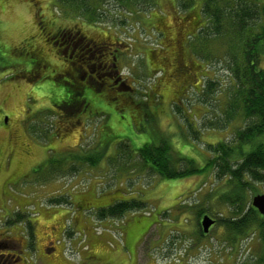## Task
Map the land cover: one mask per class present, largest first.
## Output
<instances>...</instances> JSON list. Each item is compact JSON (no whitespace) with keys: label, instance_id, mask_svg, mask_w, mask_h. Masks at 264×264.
Returning <instances> with one entry per match:
<instances>
[{"label":"rangeland","instance_id":"obj_1","mask_svg":"<svg viewBox=\"0 0 264 264\" xmlns=\"http://www.w3.org/2000/svg\"><path fill=\"white\" fill-rule=\"evenodd\" d=\"M194 3L180 12L174 0H158L152 11L132 14L113 7L107 12L113 21L92 24L56 0H0V187L6 173L30 168L25 180L10 186L18 201L3 207L0 193V212H11L8 219L21 232L27 264H49L46 257L54 253L45 245L51 246L52 239L63 257L50 264H264L260 230L255 226L232 237L222 221L241 217L245 208L220 197L229 190V176L217 162L210 167L209 162L216 155L214 147L220 142L235 145L238 131L249 122L226 110L234 84L228 35H211L202 45L205 52L191 51L189 36L208 22L202 17V1ZM39 20L51 30L76 26L88 37L100 34L99 39L108 30L119 50L118 68L134 91L98 88L89 106L92 113L66 115L55 101L66 90L72 92V86H58L48 77L31 80L7 65V53L21 46L33 49L40 43L49 50L40 39ZM90 62L91 68L98 63ZM177 62L185 66L184 74L176 72ZM49 64L56 69L58 63L49 58ZM210 78L214 89L208 92L203 84ZM34 125L44 130L34 132ZM163 139L172 145L175 158L192 160V165L182 161L180 169L201 170L162 178L138 154L125 150L129 143L139 147ZM11 148L14 157L8 164ZM105 149L107 155L96 165L75 160L81 151L97 157ZM62 159L64 163L57 162ZM74 162L79 170L70 173ZM250 182L247 205L264 194V179ZM134 198L146 206L100 215L115 200ZM199 210L217 221L206 235Z\"/></svg>","mask_w":264,"mask_h":264},{"label":"trees","instance_id":"obj_2","mask_svg":"<svg viewBox=\"0 0 264 264\" xmlns=\"http://www.w3.org/2000/svg\"><path fill=\"white\" fill-rule=\"evenodd\" d=\"M56 1L57 4L59 6L61 4L68 13L71 11L76 13V15L83 16L88 23L92 24L100 23V19L106 22L110 20L113 21V18L107 14V12L110 13V8L113 7H115L118 12L132 14L136 12L152 11L158 6V0ZM174 1L178 12L181 11L180 9L189 11L195 5L194 1L198 2V0ZM200 1H202V17H204V19L206 17L208 22L200 27L197 33L189 36V39L191 38V51L196 48L205 52L206 48L202 45L208 41L211 35H228V52L230 54L229 68L234 84L232 85L231 105L227 104L226 110L230 108L229 113L232 116L238 112L244 120L243 122H249L245 128L238 131V141L235 145H229L225 142L218 143L214 147L216 155L209 162V167L215 166L217 162L220 168L219 171L222 173L227 172L229 176L227 182L229 190L222 192L220 197L229 200V202L233 204H238L240 209L245 208L241 217L231 220L222 218V221L228 223L230 235L232 237L239 234L245 235L250 229L252 230V228L256 226V228L260 230L264 241V216L252 204L247 205L245 203L246 192L249 187H252L250 181L252 179H264V4L259 6L260 4L256 0L254 3L250 0H199V2ZM261 15H263V17ZM23 44L24 43H22V45ZM13 51L14 52L10 51L7 53V65L13 69L22 71L29 79L35 80L34 76L30 75L33 71L29 72V62H27L24 57L28 50L24 46H21ZM18 56L23 57L17 58ZM18 66L23 67L19 69ZM27 77L26 79H28ZM44 78L45 76H42L38 78L37 81ZM53 83L58 86L62 85L59 79H55ZM203 85V90L206 88L208 92L214 89V82L211 78L206 83V86L205 84ZM146 93L149 95L150 91ZM154 94L155 93H153L152 96H154ZM155 95L160 94L157 93ZM76 99L79 103L82 102L80 95H77ZM55 103L60 106V99L55 101ZM89 103L91 105L92 101H89ZM175 104L180 112H184L178 102ZM60 108L63 109L61 106ZM81 110L82 109L79 111ZM187 110H189V108H187ZM87 112L92 113L89 107L87 111L82 110L80 113L87 114ZM71 113L72 112H65L68 116H70ZM32 129L34 132H38L41 129L44 130L43 127L38 130L35 125ZM119 144H122V142ZM125 147H128L125 150L129 151V154H138L143 161V165L152 172L158 173L162 178H180L201 170L192 167L180 169L182 161H186L189 165H192V160L180 156H176L175 158L172 155V145L166 139H163L160 143L148 142L139 147H133L132 144L129 143V145ZM107 149L100 151L101 155L97 157L93 154V151H81V154L74 155L75 160H81L85 163L96 165L107 155ZM120 150L121 149L118 147L117 152L123 153V151ZM119 157L123 158L122 156ZM64 160L65 159H62V161L57 160V162L64 163ZM69 170L70 173H74L79 170V167L74 162L71 163ZM145 206L146 204L144 202L135 198L115 200L110 205L104 207L105 209L101 210L100 215L103 217L120 215L122 212L137 211ZM201 213L202 211H197L199 216ZM262 261H264V255Z\"/></svg>","mask_w":264,"mask_h":264},{"label":"flooded vegetation","instance_id":"obj_3","mask_svg":"<svg viewBox=\"0 0 264 264\" xmlns=\"http://www.w3.org/2000/svg\"><path fill=\"white\" fill-rule=\"evenodd\" d=\"M39 29L40 39H42L45 44L49 45V50H45V46L39 43V45L35 46L33 49H31V46L26 47L28 52L24 51L26 53L25 56H23L26 61L29 62V72L33 71L30 75L41 77L44 73H47L45 78H50L52 82H55V79H59L62 82V87L64 85L72 86V92L66 90L62 96L58 97L60 99V106L63 108L64 112L78 114L80 109L87 111L90 105L89 101H94L97 98L96 90L98 88L108 89L112 92L121 89L122 94L127 93V90L134 91V87L128 84L127 79L123 78L118 68V63L116 61H118L119 50L117 48V43L113 42L108 35V33H110L108 30L106 34H104L105 37L99 39L101 37L100 34L88 37L82 32L80 27L78 28L76 26H60L51 30V27H46L43 21L40 20ZM49 58H52L58 63L56 64L58 69L50 68ZM178 58H181L180 53H178ZM92 59L98 63H94L91 68L90 61ZM184 69L185 66L181 62L176 63V72H180L181 70V73H183ZM92 86H95V88L96 86L98 87L94 89ZM68 93H72V96H69ZM77 95L81 96L82 102L79 103L77 101ZM85 101L88 102L86 103ZM82 110L80 112H82ZM6 118L8 120V117ZM10 152L11 156L9 155L7 157L8 164H10L11 158L14 157L12 148L8 151V153ZM15 170L17 171L13 170L11 173H6L5 179L4 177L2 179L0 193L2 201L6 203H3V207L7 206L9 200L13 199L18 201L17 195H11L12 191L10 186L20 184L21 180L30 175L28 173L30 168L24 173H17L20 172L19 167ZM91 208L96 207L93 205ZM10 214L11 212H0V264H23L21 260L25 262L24 264H27L26 257L22 256V253L26 252V245H24V248H21L24 240L20 238L21 232H19L16 222H12L8 219ZM206 214V212H202L199 216L201 230H203L201 218ZM226 219L229 220L228 217H226ZM214 220L215 222L211 225L209 231L217 223L216 219ZM208 232H206L205 235ZM17 235L18 237H16ZM49 243H51V246L47 244L45 248L48 252H52L53 250L54 253L46 257L47 263L50 264L54 262V260L59 259V256H63L62 252L56 251V239L49 240Z\"/></svg>","mask_w":264,"mask_h":264},{"label":"water","instance_id":"obj_4","mask_svg":"<svg viewBox=\"0 0 264 264\" xmlns=\"http://www.w3.org/2000/svg\"><path fill=\"white\" fill-rule=\"evenodd\" d=\"M5 120L7 121V118ZM252 205L256 207L262 215H264V194L255 195L252 200ZM214 222V218H212L210 215H204L202 219L203 231L205 233L208 232Z\"/></svg>","mask_w":264,"mask_h":264},{"label":"crops","instance_id":"obj_5","mask_svg":"<svg viewBox=\"0 0 264 264\" xmlns=\"http://www.w3.org/2000/svg\"><path fill=\"white\" fill-rule=\"evenodd\" d=\"M88 219V218H87ZM90 224H91V221H90Z\"/></svg>","mask_w":264,"mask_h":264}]
</instances>
